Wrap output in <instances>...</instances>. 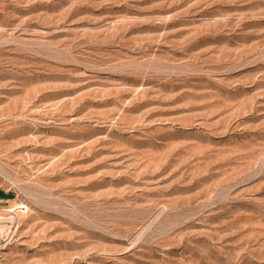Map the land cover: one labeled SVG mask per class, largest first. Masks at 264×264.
Returning <instances> with one entry per match:
<instances>
[{
	"label": "rangeland",
	"instance_id": "374dc122",
	"mask_svg": "<svg viewBox=\"0 0 264 264\" xmlns=\"http://www.w3.org/2000/svg\"><path fill=\"white\" fill-rule=\"evenodd\" d=\"M0 264H264V0H0Z\"/></svg>",
	"mask_w": 264,
	"mask_h": 264
}]
</instances>
